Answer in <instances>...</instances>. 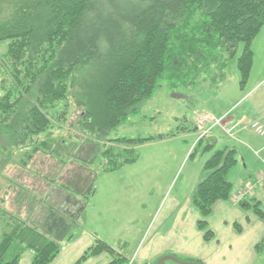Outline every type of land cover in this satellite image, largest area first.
<instances>
[{
    "label": "rangeland",
    "instance_id": "374dc122",
    "mask_svg": "<svg viewBox=\"0 0 264 264\" xmlns=\"http://www.w3.org/2000/svg\"><path fill=\"white\" fill-rule=\"evenodd\" d=\"M7 49V42L0 43V56ZM252 51L254 64L244 88L236 59L230 61L224 80L218 77V86L199 78L177 86L163 80L150 99L106 136L97 137L81 127L86 103L80 91L85 83L80 86L76 77L66 120L57 119L60 109L52 110L49 132L37 141L53 142L52 153L41 151L29 158L32 147L0 145V240L4 231L12 230L11 219L60 244L61 252L51 264H93L94 257L79 261L97 240L113 248L115 256L104 255L122 260L121 264H143L144 254L166 247L172 253L150 264H264V217L256 214L257 224L246 219L247 213L254 214L247 205L254 204L255 192L237 200L255 185L264 167V137L252 131L254 122L264 128V29ZM211 71L210 76H220L215 68ZM235 116L247 117L248 123L244 119L229 123ZM121 139L156 141L116 142ZM104 147L134 150L139 160L106 174ZM225 148L238 151V163L228 175L232 196L224 202L234 220L229 226L222 224L226 228L220 231L217 222L222 213L213 207L212 217L206 219L214 229L213 245L202 246L199 240L204 238L195 239L192 228L190 213L199 211L193 197L206 177V161ZM257 200L263 204L256 208L264 215V194ZM243 230L246 236L239 237ZM254 235L259 238L250 253L244 246ZM15 256L22 258L21 264H31L35 251L15 242L5 260Z\"/></svg>",
    "mask_w": 264,
    "mask_h": 264
},
{
    "label": "trees",
    "instance_id": "16d2710c",
    "mask_svg": "<svg viewBox=\"0 0 264 264\" xmlns=\"http://www.w3.org/2000/svg\"><path fill=\"white\" fill-rule=\"evenodd\" d=\"M263 29L264 0H0V43H8L0 56V145L32 147L29 158L52 153L53 142L38 138L49 132L52 110L60 109L57 119L66 120L70 86L78 76L86 103L80 124L97 137L119 126L163 80L177 86L199 78L218 86V77L224 80L236 59L244 88L254 64L252 44ZM212 68L220 76H210ZM103 150L104 173L139 160L134 150ZM237 154L228 148L215 152L196 188L193 204L202 215L198 224L206 241L213 238L206 221L213 206L231 198L228 175ZM258 205L247 207L264 217ZM9 222L12 230L0 240V264H21L20 256L5 260L15 242L35 251L31 264H51L60 254L57 241ZM102 253L116 254L98 240L79 262Z\"/></svg>",
    "mask_w": 264,
    "mask_h": 264
},
{
    "label": "crops",
    "instance_id": "0c3cea01",
    "mask_svg": "<svg viewBox=\"0 0 264 264\" xmlns=\"http://www.w3.org/2000/svg\"><path fill=\"white\" fill-rule=\"evenodd\" d=\"M247 117H242V116H235V117H231V118H229V123H231L232 122V124H234V123H236L237 121H239L240 119H244L245 120V123H248V120L246 119ZM251 122V121H250ZM214 146V145H213ZM212 147V146H211ZM226 149V148H225ZM228 149H231V148H228ZM214 155V154H213ZM207 162V161H206ZM206 164V163H205ZM134 165V164H133ZM263 168V171L262 172H260L261 174H263L264 173V167H262ZM114 173V172H113ZM106 174H111V173H106ZM255 175V174H254ZM261 194H264V187H261V188H258V189H256L255 190V194H254V196L252 197V199L251 200H253L254 201V203H259L260 205H261V203L262 202H260L259 200H257V197H258V195H261ZM232 196V195H231ZM231 199V198H230ZM229 199V200H230ZM228 201V200H227ZM257 201V202H256ZM225 201H219V202H217L213 207L215 208V209H217L218 211H220V213H222V218H221V220H219V222H217V224L219 225V227H218V229L221 231V230H223V227H225L226 228V226H223V227H221L222 226V224L224 225V223H227V225L229 226V224L231 223V221L232 220H234L233 218H230L229 217V212L230 211H228V210H230V209H228V205L226 204V203H224ZM232 202H233V204H235V202L233 201V199H232ZM263 204V203H262ZM195 206V205H194ZM213 208V210H212V213L214 212V209ZM197 209V208H196ZM228 211V212H227ZM212 213H211V215H212ZM225 215V216H224ZM247 216H246V219H247V221H254L256 224L257 223H259V219H257L256 217H255V212H254V216L253 215H251V213H247L246 214ZM190 216H193V232H194V236H195V239H197V237L198 238H204V241H205V235H204V232L203 231H201V230H199V227H198V223L201 221L200 219H202V215H201V213L198 211H192L191 213H190ZM210 217H212V216H209L208 217V220H210ZM211 220H212V218H211ZM213 220H214V218H213ZM223 220H224V222H223ZM225 220H226V222H225ZM227 221H229V222H227ZM207 223H208V221H207ZM210 223V222H209ZM208 223V225H209V227H208V229H209V231H211L212 233H213V238H214V235H215V233H214V229H211V227H210V224ZM229 230L230 231H232V227H229ZM233 230H234V228H233ZM263 232H264V230H262ZM233 232V231H232ZM235 232V231H234ZM245 232H244V230L242 231V233L240 234V236L239 237H242V236H246V234H244ZM234 234H237L238 235V233H234ZM213 238L210 240V241H212L213 240ZM258 238L259 237H257V238H255V235L252 237V240L251 239H248V241L246 242V245L244 246V249H246V246H247V248H248V250L250 251V253H253L252 251H253V249H254V247H255V245H256V243H257V241H258ZM98 241V240H97ZM204 241H201V240H199V245L201 244L202 246H210V245H213L210 241H208L209 243H206V242H204ZM105 243V242H104ZM107 244V243H106ZM108 245V244H107ZM218 246H222L220 243L218 244ZM226 248L228 247L227 245H224ZM202 248H204V247H202ZM172 250L171 249H169V247H166L164 250H161V251H155L153 254H144V256H142L141 258H140V260L143 262V264H150V261H152L153 259H156L157 257H159L160 255H165V254H168V253H172L171 252ZM183 252V251H182ZM106 254H108V253H102V254H100V255H98V256H96V257H94L93 258V264H109V263H111L113 260H111V258L108 256H105ZM109 255V254H108ZM177 255H180V254H177ZM181 255H182V253H181ZM111 256V255H110ZM82 258V257H81ZM92 260V259H91ZM54 262V261H53ZM52 262V263H53ZM87 263V262H86Z\"/></svg>",
    "mask_w": 264,
    "mask_h": 264
},
{
    "label": "built area",
    "instance_id": "2783aa9c",
    "mask_svg": "<svg viewBox=\"0 0 264 264\" xmlns=\"http://www.w3.org/2000/svg\"><path fill=\"white\" fill-rule=\"evenodd\" d=\"M218 122V121H217ZM220 122V123H219ZM218 122V125L219 124H222V120H220ZM239 127H241V124L238 126V128ZM252 131H256L255 133L257 134V135H259V136H261V137H264V128H263V126H261V124L260 123H255L254 122V124L252 125ZM228 133H231V132H228ZM264 185V173L263 174H261L258 178H257V180H256V183H255V185H250V187L248 188V192L246 193V194H242L241 196H239L238 197V201H241V200H243V199H245L247 196H249V195H251L253 192H255V190L256 189H258L257 188V186H259V185H261V186H263ZM260 186V187H261Z\"/></svg>",
    "mask_w": 264,
    "mask_h": 264
},
{
    "label": "water",
    "instance_id": "95a60500",
    "mask_svg": "<svg viewBox=\"0 0 264 264\" xmlns=\"http://www.w3.org/2000/svg\"><path fill=\"white\" fill-rule=\"evenodd\" d=\"M162 263H164V260H163V262Z\"/></svg>",
    "mask_w": 264,
    "mask_h": 264
}]
</instances>
